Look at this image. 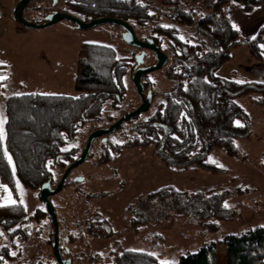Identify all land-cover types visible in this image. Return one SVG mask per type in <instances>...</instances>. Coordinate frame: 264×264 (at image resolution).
I'll return each mask as SVG.
<instances>
[{
  "label": "trees",
  "instance_id": "trees-1",
  "mask_svg": "<svg viewBox=\"0 0 264 264\" xmlns=\"http://www.w3.org/2000/svg\"><path fill=\"white\" fill-rule=\"evenodd\" d=\"M229 1L162 0L161 5L141 0L75 3L76 11L85 21L104 16L120 17L148 29V37L168 52L170 60L166 71L177 81L176 88L166 93L153 90V84L145 82L154 98L165 94V102L160 103L152 115L133 125L127 140L119 143L106 139L99 163L120 156L124 148L143 146L154 148L160 159L175 171L198 167L220 172L223 169L210 159L214 148L230 156L241 155L237 141L251 138L254 129L251 117L237 99L250 95L257 104L264 106V82L227 80L217 71L231 60L233 51L240 45H246L259 63L264 64V27L254 39H243L227 18ZM237 1L247 12L264 4V0ZM129 65L130 62L117 57L113 47L84 42L75 75V96L29 93L5 99L0 178L11 188L16 201L0 207V231L8 234L9 239H14L19 232L27 238L28 222L38 220L41 215L37 211L28 216L19 185L40 193L44 183L54 184L53 168L66 169L79 155L78 148L65 147L76 138L81 127L88 121L100 120L110 99L118 103L125 99L124 80ZM1 68L0 65V73L3 72ZM135 72L133 68V75ZM228 195V191H189L164 186L141 199L139 211H133L135 220L132 218V221L135 223L136 217H140L142 223L148 224L179 216L216 229L220 225L216 221L243 218L226 204ZM42 212L50 215L48 209ZM95 218L100 219L98 215ZM99 219L92 225L87 224L92 228L102 221ZM95 235L110 236L111 231L100 229ZM219 242L227 246L237 264H264V224L228 234ZM217 244L211 242L183 255L178 264H214ZM11 248L8 245L0 247V264L13 258ZM107 253L110 260L106 264H174L159 263L153 254L133 249Z\"/></svg>",
  "mask_w": 264,
  "mask_h": 264
},
{
  "label": "rangeland",
  "instance_id": "rangeland-1",
  "mask_svg": "<svg viewBox=\"0 0 264 264\" xmlns=\"http://www.w3.org/2000/svg\"><path fill=\"white\" fill-rule=\"evenodd\" d=\"M18 1L0 0V13L3 16L0 20V64L6 66L0 73V76L6 77L0 80L3 81L0 84V120L4 121L3 133L7 97L29 93L76 95L74 84L77 63L63 59L57 61L51 53V44L60 41L59 38H79L83 43L113 47L118 58L130 62L124 80L127 90L125 99L119 103L110 99L105 105L102 118L86 122L76 138L66 145V149L78 148L80 155L94 132L110 129L140 104L141 95L132 73L133 68L137 67L140 49L125 41V29L119 24L104 23L81 29L73 22L63 19L43 28L28 27L14 16ZM141 1H151L157 5L162 2ZM81 2L82 0H30L24 16L31 23H44L52 13L71 14L84 20L85 17L75 9V3ZM132 24L140 39L148 38V29L135 22ZM150 53L146 58L147 64L153 60ZM250 55L253 63H257L250 69L251 72L256 70L263 78L260 80L254 75L250 81L264 82V64H260L251 53ZM78 57L79 53L77 60ZM166 68L149 73L144 82L150 81L153 90L160 93L175 89L177 81L167 74ZM237 100L251 117L254 131L251 138L237 141V148L241 153L238 157L230 156L220 148L212 150L210 159L223 169L220 172L198 167H191L184 172L175 171L160 159L154 148L143 146L124 148L120 156L98 163L103 155V142L108 138L119 143L127 140L131 135L130 128L152 115L158 105L165 102V94H158L150 109L139 118L127 121L123 128L104 137L105 139L96 138L88 158L68 175V185L50 197L57 215L60 245L62 250L71 253L72 264H106L110 260L107 252L117 253L124 249L148 252L156 256L159 263L178 264L183 255L195 252L211 242H218L214 264H237L227 246L219 241L228 234L264 224V106L257 104L250 95H242ZM77 158L78 155L74 157V161ZM53 172V185L58 186L65 168L55 167ZM77 177L85 179L76 182ZM164 186H175L189 191H228L226 204L243 218L240 221H216L220 224L216 229L179 216L148 224L142 223L140 217H136L137 221L133 223L132 217L135 220V216L131 207L135 204L134 207L138 208L143 197ZM19 193L28 216L35 215L37 211L41 215L38 220L28 222L27 238L19 232L14 239H9L8 234L0 231V247L12 246L13 258L5 263L59 264L52 246L53 219L49 214L43 215L42 211L47 207L41 200L40 193L22 185H19ZM95 214L102 220L101 229L108 228L111 235L93 237L83 232L85 238L83 241L79 240L80 230L86 227L87 220ZM153 217L156 219L155 215ZM68 235L76 236L74 243L67 242Z\"/></svg>",
  "mask_w": 264,
  "mask_h": 264
},
{
  "label": "water",
  "instance_id": "water-1",
  "mask_svg": "<svg viewBox=\"0 0 264 264\" xmlns=\"http://www.w3.org/2000/svg\"><path fill=\"white\" fill-rule=\"evenodd\" d=\"M30 3V0H19L14 8V16L15 18L21 22L22 24L31 27V28H43L50 25H53L63 19H67L73 23H75L79 28L81 29H89L92 27H95L97 25H102L104 23H113V24H119L125 29L124 33V39L129 44L136 48H142V49H148L153 50L157 55L158 62L154 65L150 66H144L145 64V57H146V51H143L137 58V69L134 74V81L135 85L138 89L139 94L143 98V103L136 108L134 111L130 112L129 114L124 115L122 118H120L116 123L113 124V126L110 129L106 130H98L94 132L87 143V146L82 151L79 158H77L65 171L63 174L61 181L59 185L56 188H53L51 181H48L43 184L41 191H40V197L41 200L46 204L47 209L50 212V215L53 219V225H54V242H53V248L55 252V256L58 260L59 264H72V259H64L62 257L61 248L59 246V225L57 220V215L55 211V207L52 204L50 197L58 192H60L66 185V181L68 178V175L70 172L82 164L89 156L90 151L92 149L93 142L96 138L109 135L116 130H118L120 127H122L127 121H130L135 116L142 114L143 112H146L150 109L152 101H153V94L149 93L146 97L144 89V83L143 78L145 75L159 70L163 68L168 63V55L166 52H164L160 46H158L152 38H148L146 40H142L138 37L134 27L130 22H127L126 20L114 18V17H99L95 19H91L88 22H85L78 17L66 14V13H52L50 14L44 23H31L29 22L25 16H24V10ZM84 177H77L75 179L76 182H82L84 181Z\"/></svg>",
  "mask_w": 264,
  "mask_h": 264
},
{
  "label": "crops",
  "instance_id": "crops-1",
  "mask_svg": "<svg viewBox=\"0 0 264 264\" xmlns=\"http://www.w3.org/2000/svg\"><path fill=\"white\" fill-rule=\"evenodd\" d=\"M226 15L230 23L241 32L242 38L250 41L254 39L264 27V4L254 7L250 12H247L243 4L237 0H230L226 4ZM0 13V20L2 19ZM60 41L51 44V53L57 61H70L78 64L77 55L80 54L82 41L79 38L71 40H64L59 38ZM238 53L240 55H238ZM253 59L250 51L246 45L239 46L232 53L231 60L228 64H224L219 70L218 75L227 80H234L237 82H244V80H252V76L258 77L262 80L261 74L254 70L251 72L253 66ZM1 65V64H0ZM2 70L6 68L1 65ZM251 69V70H250ZM251 75V77H249ZM245 78V79H244ZM75 88V84H74ZM11 201H16L11 188L4 183L0 178V204L11 205Z\"/></svg>",
  "mask_w": 264,
  "mask_h": 264
},
{
  "label": "flooded vegetation",
  "instance_id": "flooded-vegetation-1",
  "mask_svg": "<svg viewBox=\"0 0 264 264\" xmlns=\"http://www.w3.org/2000/svg\"><path fill=\"white\" fill-rule=\"evenodd\" d=\"M83 21H85V20H83ZM85 22H88V21H85ZM75 24V23H74ZM148 38H150V37H148ZM148 38H146V39H148ZM145 39V40H146ZM153 39V38H152ZM140 49V53H142L143 51H146V57H145V64H144V66H150V65H154L155 63H157L158 62V60H157V55H156V53L153 51V50H148V49H142V48H139ZM162 49V48H161ZM164 51V50H163ZM151 52V53H150ZM164 52H166V51H164ZM149 53H150V55H152L153 56V60L151 61V63H149V64H147L146 63V58L148 57V55H149ZM168 55V54H167ZM169 60H170V58H169V56H168V63H169ZM168 63H167V65H168ZM164 67H166V65L164 66ZM163 67V68H164ZM136 69H137V67H136ZM162 69V68H161ZM148 75V74H147ZM147 75H145L144 76V78H143V83H144V86H145V89H144V92H145V95H146V97L148 96V94L149 93H151V94H153L152 92H151V90L145 85V82H144V79H145V77L147 76ZM141 102H140V104L136 107V108H138L142 103H143V98L141 97ZM153 100H154V96H153ZM152 103H153V101H152ZM152 105V104H151ZM141 115V114H140ZM137 116H139V115H137ZM137 116H135V117H137ZM134 117V118H135ZM132 120V119H131ZM130 120V121H131ZM126 124V123H125ZM124 124V125H125ZM124 125H123V127H124ZM101 138H104V136H101ZM105 139V138H104ZM82 153V152H81ZM81 155V154H80ZM80 155H78L79 157H80ZM98 163H99V161H98ZM68 168V167H67ZM66 168V169H67ZM66 169H65V171H66ZM52 186H53V188H56L57 187V185H53L52 184ZM141 203V202H140ZM139 203V204H140ZM138 204V205H139ZM134 206H135V204H134ZM134 206H132V209L131 210H133L134 212H137V211H139V208H136V207H134ZM133 212V213H134ZM95 216L97 217V215L95 214V215H93L89 220H87V223H89V225L91 224L92 225V222L95 220V219H99V218H95ZM133 218V217H132ZM134 219V218H133ZM98 221H100V219L98 220ZM88 224H86V227H83V229H81L80 230V237H79V240L81 239L82 241L84 240V238H83V232H86V233H88L89 235H91V236H98V235H95V232L97 231V233H98V230H100L101 229V224H100V222H98V224L97 225H93V227L92 228H94V229H92L90 226H89ZM91 229H92V231H91ZM93 230H96V231H94L93 232ZM54 233V232H53ZM75 237L76 236H70V235H68V237H67V242L68 243H74V241H75ZM99 237V236H98ZM102 237H104V236H102ZM59 246L61 247V252H62V257L64 258V259H72V263H73V257L71 256V253L69 252H66V250H62V246L60 245V239H59ZM68 248H69V245L67 246ZM80 258H82V256L80 255Z\"/></svg>",
  "mask_w": 264,
  "mask_h": 264
},
{
  "label": "snow or ice",
  "instance_id": "snow-or-ice-1",
  "mask_svg": "<svg viewBox=\"0 0 264 264\" xmlns=\"http://www.w3.org/2000/svg\"><path fill=\"white\" fill-rule=\"evenodd\" d=\"M234 27H235V25H234ZM3 79H6V77L0 76V80H3ZM3 123H4V121L3 120H0V139H3V136H4V133H3ZM221 167H222V165H221ZM10 202L12 204L15 203V201H11V200H10ZM3 206H5V205L0 204V207H3ZM225 207H227V205H225Z\"/></svg>",
  "mask_w": 264,
  "mask_h": 264
}]
</instances>
